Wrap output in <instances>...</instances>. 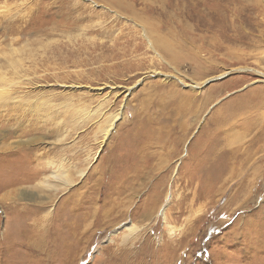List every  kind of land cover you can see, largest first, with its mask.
I'll list each match as a JSON object with an SVG mask.
<instances>
[{"label":"rangeland","instance_id":"rangeland-1","mask_svg":"<svg viewBox=\"0 0 264 264\" xmlns=\"http://www.w3.org/2000/svg\"><path fill=\"white\" fill-rule=\"evenodd\" d=\"M261 73L264 0H0V264H264Z\"/></svg>","mask_w":264,"mask_h":264},{"label":"bare ground","instance_id":"bare-ground-1","mask_svg":"<svg viewBox=\"0 0 264 264\" xmlns=\"http://www.w3.org/2000/svg\"><path fill=\"white\" fill-rule=\"evenodd\" d=\"M261 74L263 75V79H264V74L263 73H261ZM212 81H215V79H212V80H210L208 82H212ZM193 88L198 89L199 88V85H195ZM195 110H196V107L193 106L192 109L190 110V113H191L190 115H194L196 113ZM120 118L121 117L118 114V115H116L112 119V121L110 123V126L107 129L106 137L109 135V133L111 132V130L114 129L116 123L120 120ZM221 125H222V122H221ZM175 129H178V128H175ZM251 130L252 129H250L248 127V131H251ZM217 132H218V130H217ZM215 134H216V132L214 133V136H215ZM212 137L213 136H211V135L207 136L206 143L197 151V153L194 156H192V155L189 156V159L191 160L190 163H191V165H193L195 167V171H193L192 173L189 172L190 174H188V175H198V177H200V179L206 178L210 182V184L216 183L220 179V177L224 173H226V171H229L230 169H232L231 168L232 165H235V163L233 164V161H236V163H238V162L241 161L240 160V157L241 156L235 154V153L238 152V150H236V152L234 150H231L229 148L227 142L225 144H223L222 143L223 140L221 141L220 138H217L218 135H217V137H214V138H212ZM214 140L217 142V144H215V141ZM221 144H223V145L221 146ZM188 155H189V153H188ZM230 174H232V173H230ZM52 175H53V177H55L56 179H58L59 181H61L65 186H69L70 187V186L73 185V182H71V179L68 177V175L65 172H63V170H61L60 168L57 171L53 172ZM82 175H84V173H82ZM46 182H45V184H46ZM229 182H230L229 181V178L228 179H225L224 181H222V183L224 184V187L223 188H225V186ZM47 185H50V184H47ZM50 188L53 189V190H55V191H58L57 190L58 189V185L51 184L50 185ZM61 188H62V186H61ZM226 192H227V188L225 189L224 195H227ZM171 198H172V195L171 194H168L167 199H166V203L163 206H161V209L159 211V216L160 217H163L164 220L166 218L167 205L169 204V200ZM49 200H50L49 203L54 202L53 199H49ZM158 202L159 201H157L155 204H158ZM228 203H229V199L226 200L225 205L223 206L224 209L227 208ZM155 204L154 203H150V204H148L146 206V208H145V215L150 214V212L153 211L156 208L155 207ZM120 229H126L129 232H131V231L134 232V230H135V228H133V226L131 224L130 225H124V226L120 227L119 229H117V231L119 232ZM36 243L37 242H34V243L32 242V245L34 247H38V246H35Z\"/></svg>","mask_w":264,"mask_h":264}]
</instances>
